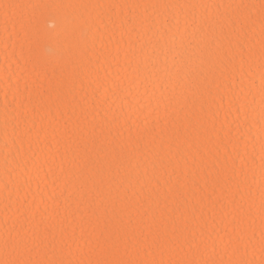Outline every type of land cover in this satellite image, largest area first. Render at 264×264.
I'll list each match as a JSON object with an SVG mask.
<instances>
[{"label":"snow or ice","instance_id":"6c2138e0","mask_svg":"<svg viewBox=\"0 0 264 264\" xmlns=\"http://www.w3.org/2000/svg\"><path fill=\"white\" fill-rule=\"evenodd\" d=\"M88 9L100 14L86 15ZM46 13L55 17L52 27ZM0 19L5 31L10 24L14 30L19 27L38 59L59 65L73 111L84 110L74 89L77 69L87 56L84 42L93 28L102 43L105 32L118 30L121 41L128 37L139 44L131 57L126 53L133 74L162 72L171 78L182 66L191 67L192 49L201 68L197 88L202 96H212L215 82L209 74L224 61L239 57L242 70L248 65L247 74L241 75L249 93L256 87L251 72L257 55L261 69L258 118L254 96L249 99L245 93L234 105L238 125L248 124L249 131L260 126L258 183L247 144L237 163L228 144L215 142L198 114L187 125L190 134L175 133L170 143H157L143 131L125 137L118 127L114 134L117 121L97 110L99 121L85 142L81 188L68 193L69 198L75 195L80 211L79 231L67 200L62 219L50 216L39 226L31 225L35 213L30 209L18 212L12 230L6 232L0 264H264V0L95 5L0 0ZM114 39L111 36L107 44ZM113 91L124 90L114 85ZM126 124L127 119L120 127ZM88 143L94 156L88 155ZM232 151L239 154V145L233 143ZM85 213L94 226L84 223ZM217 216L222 227H213L206 238L204 229Z\"/></svg>","mask_w":264,"mask_h":264},{"label":"bare ground","instance_id":"6f19581e","mask_svg":"<svg viewBox=\"0 0 264 264\" xmlns=\"http://www.w3.org/2000/svg\"><path fill=\"white\" fill-rule=\"evenodd\" d=\"M18 3H240L242 0H7ZM258 4L259 0H243ZM142 11V10H141ZM202 11V10H200ZM255 11V10H254ZM86 15L96 16L100 10L88 9ZM105 19L107 14L105 13ZM49 27L55 17L45 14ZM101 30H103L101 28ZM115 39L110 45L109 38ZM119 42V45L117 44ZM87 56L77 69L74 95L84 110L73 111L70 96H65L62 71L59 65L45 58L38 59L30 52L28 37L12 25L4 30L0 19V255L6 232L12 230L18 212L31 210L35 213L32 226H39L42 219L50 216L63 218L65 201L72 205L76 214L73 226L79 231L80 211L75 206V195L81 188L82 170L85 165L84 147L99 118L95 112L107 114L108 120H116L112 131L117 128L127 137L143 131L155 136L157 143H170L175 133H191L189 121L195 122L197 114L202 119L208 134L217 143H227L229 153L239 163V155L247 154L250 166L259 182L260 172V126L257 123L249 131V125H238L234 105L248 93L255 97L257 118L260 106V72L257 55L251 75L256 87L251 90L241 75L243 70L239 57L217 65L210 73L214 80L212 96L201 95L197 88V73L201 70L196 56H192L190 68L181 67L178 75L171 78L162 72L151 75L149 71L133 74L128 67L126 53L131 57L133 49H139L128 37L121 41L119 31L105 32L103 43L97 28L87 33L85 39ZM107 46V50L106 47ZM117 47L119 50L117 51ZM259 28L255 36V49L259 53ZM142 59V57H138ZM163 56L160 57L163 63ZM171 60L169 59V64ZM192 69H195L193 71ZM170 72H175L170 69ZM187 76V79L185 78ZM243 81V83H242ZM119 85L123 92H114ZM159 85V86H157ZM218 85V92L215 86ZM243 87V93L240 91ZM215 113V115H213ZM127 119V124L120 127ZM80 129H83L82 133ZM239 145V154L232 151V144ZM88 155L94 156L91 143ZM223 150L221 151V156ZM256 186L254 185V188ZM131 195V193H129ZM258 203V200H257ZM83 208V205L81 206ZM84 223L91 227L85 213ZM259 221H257V228ZM17 228L19 225L16 226ZM213 227L221 228V219H209L204 231L207 238ZM259 232L257 231V237ZM211 246V239L208 240ZM251 255V252H250ZM260 259L259 253L255 256Z\"/></svg>","mask_w":264,"mask_h":264}]
</instances>
